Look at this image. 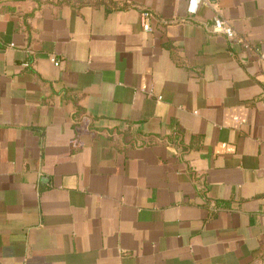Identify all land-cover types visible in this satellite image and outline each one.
<instances>
[{
    "label": "crops",
    "instance_id": "1",
    "mask_svg": "<svg viewBox=\"0 0 264 264\" xmlns=\"http://www.w3.org/2000/svg\"><path fill=\"white\" fill-rule=\"evenodd\" d=\"M188 1L0 0V264H264V0Z\"/></svg>",
    "mask_w": 264,
    "mask_h": 264
},
{
    "label": "built area",
    "instance_id": "2",
    "mask_svg": "<svg viewBox=\"0 0 264 264\" xmlns=\"http://www.w3.org/2000/svg\"><path fill=\"white\" fill-rule=\"evenodd\" d=\"M205 2H206V0H189L188 1V7H187L188 14H190V15L197 14L200 6L202 4H204ZM143 15H144V18L151 16V14L148 12L144 13ZM211 25L213 27L214 33L222 34L227 39H234L235 38V31H234L233 27L220 14H217L213 17V19L211 21ZM143 27H144V30H146V31L151 30L150 24L147 22L144 24Z\"/></svg>",
    "mask_w": 264,
    "mask_h": 264
}]
</instances>
